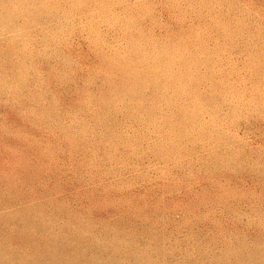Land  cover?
Instances as JSON below:
<instances>
[{"label": "rangeland", "instance_id": "374dc122", "mask_svg": "<svg viewBox=\"0 0 264 264\" xmlns=\"http://www.w3.org/2000/svg\"><path fill=\"white\" fill-rule=\"evenodd\" d=\"M0 264H264V0H0Z\"/></svg>", "mask_w": 264, "mask_h": 264}, {"label": "bare ground", "instance_id": "6f19581e", "mask_svg": "<svg viewBox=\"0 0 264 264\" xmlns=\"http://www.w3.org/2000/svg\"><path fill=\"white\" fill-rule=\"evenodd\" d=\"M12 11V10H11ZM2 29V28H1Z\"/></svg>", "mask_w": 264, "mask_h": 264}]
</instances>
